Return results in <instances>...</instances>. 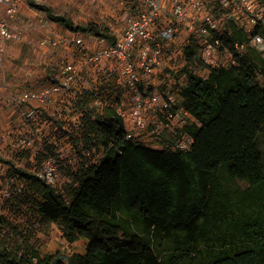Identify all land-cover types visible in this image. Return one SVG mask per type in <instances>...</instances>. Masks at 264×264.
I'll return each mask as SVG.
<instances>
[{
  "label": "trees",
  "instance_id": "trees-1",
  "mask_svg": "<svg viewBox=\"0 0 264 264\" xmlns=\"http://www.w3.org/2000/svg\"><path fill=\"white\" fill-rule=\"evenodd\" d=\"M37 6L70 30L110 37L98 22L76 23ZM226 25L220 38L236 63L204 78L202 43L192 38L175 76L185 80L180 105L196 119L147 133L160 148L127 138L115 107L94 103L103 88L77 93L74 104L86 148L96 146L102 156L83 154L62 188L29 168L30 149L13 146L16 162L4 159L5 180L16 181L0 201V264H264V53L245 30ZM257 31L264 35V25ZM112 89L106 86L113 98ZM184 135L194 137L189 149L177 147ZM73 141L82 153L79 139ZM56 148L44 140L36 165L58 155ZM53 227L71 243L86 238L85 251L43 252L37 233Z\"/></svg>",
  "mask_w": 264,
  "mask_h": 264
},
{
  "label": "built area",
  "instance_id": "built-area-1",
  "mask_svg": "<svg viewBox=\"0 0 264 264\" xmlns=\"http://www.w3.org/2000/svg\"><path fill=\"white\" fill-rule=\"evenodd\" d=\"M22 0H0L5 7V17L0 16V64L5 59V40L19 38L11 27L18 16ZM126 4V0L124 1ZM137 11L128 10L123 21L126 23L117 38L93 35L98 46L87 54L81 63L64 62L52 85L40 90H24L20 93V103L37 101L48 102L60 92H68L69 105L73 108L77 92L74 87L86 88L88 78L82 70L85 65H93L102 60L117 63L119 92L108 97V92L98 96L94 103L101 109L114 106L125 122L127 138L160 148L146 135L149 127L157 124L155 132L164 129L175 131L196 119L184 109L178 94L185 80L178 81L175 74L182 71L185 47L195 36L201 40V60L203 64L198 73L207 78L213 68L226 67L237 59L229 47L223 46L221 35L225 34L226 23L232 21L251 36V42L264 53V35L258 28L264 25V11L258 0H137ZM129 8V7H128ZM219 10V13H217ZM222 12V14H221ZM86 37L82 35H62L45 43L58 44L75 42L85 46ZM237 46H243L237 43ZM94 91H98L94 88ZM120 93H122L120 95ZM119 100L115 102L114 100ZM40 110L30 106L25 111L26 121L31 124L39 121ZM78 119H80L78 115ZM37 128L19 134L17 145L31 150V161L43 150L38 138ZM194 137L184 135L177 142L180 149H189ZM112 145V143H111ZM36 174L43 181L62 188L70 177L63 178L61 162L55 154L48 153L41 161ZM10 194L8 188L2 189V196Z\"/></svg>",
  "mask_w": 264,
  "mask_h": 264
},
{
  "label": "crops",
  "instance_id": "crops-1",
  "mask_svg": "<svg viewBox=\"0 0 264 264\" xmlns=\"http://www.w3.org/2000/svg\"><path fill=\"white\" fill-rule=\"evenodd\" d=\"M44 1L45 0H42V4H44ZM124 1L125 0H49L48 4L57 8L60 10V12L62 11V13L63 11H67L70 16L78 14V18H82V21L98 20V12L102 15V20L106 22L103 12L106 11L105 8L107 7L109 8V11H107L108 13L105 12V14H110L106 16H108L109 19L114 22V20L116 21L119 18V15H122V13L124 19L125 13L128 10L134 12L137 11V6H134L132 3L133 0H126L127 4H125ZM136 1L137 0H134V3ZM40 3H37L36 0H22L18 16L11 23V27H13L14 31H16V33L19 35V38L5 40V59L3 63L0 64V148L6 147L5 149H9L11 151L14 149L13 146L15 145H13V142L17 135H19L21 132H27L30 129V125H33L34 127L35 125H38V122L31 124L25 120V111L28 109V107H38L40 113L37 119H41V117L46 118L45 121L42 119L44 123L37 127V132L39 134L38 138H40V142H44L41 128L44 129L45 126L47 129V127L56 125V122L53 119L72 118L68 114L70 111L72 112L74 110V108L69 105L70 93L68 94V92H60L54 95L53 99L46 103L37 101L23 103L19 102V95L22 91L28 89L40 90L43 86L52 85L54 81L51 83L49 80H47L48 78L46 79V76L48 74L51 77V75L58 73L62 67V64L60 66L55 64V71L49 70L46 74H44L43 71H40L38 66L42 68L44 66V62L47 63L48 61L53 64L56 58L55 55H53V51L55 49H59L58 51H61L59 54L62 55L63 52H65V46H72L70 43L59 42L58 44H53L45 43L43 41L56 39L62 35L80 34L77 31H73L68 28H66L65 31L58 30V25L56 24L60 25L61 23L49 19L46 13L37 6ZM258 4L264 11V0H258ZM1 9H3L2 6H0V16L5 17L1 13ZM71 17L75 19L73 16ZM105 24H107V22ZM123 24L126 23L122 21L120 26L117 27L110 25L111 28L109 29L108 33L110 34L111 39L115 40L117 36L121 34L120 30L124 28ZM53 25L54 29L52 27ZM84 36L86 37V41L85 46H82V59L84 58L83 54L86 55L87 52L94 50V47L88 45L91 43L89 40L93 38V35H90V33H85ZM1 42L2 40L0 39V43ZM94 43H96L95 40ZM75 45L79 47L82 44L78 45L75 43ZM53 47H55V49H52ZM41 55L43 56L42 59H40ZM11 59L19 61V63H22V65L17 64L14 67L15 64H13ZM116 66L117 63H112L111 61L106 60H102L101 62L93 65H85L82 72L88 78L91 85L86 88L80 87L79 89H75L73 87L71 91H76L77 93L82 91V94H84L86 91H94V88H97L98 91L99 88H103V92L105 93L106 86L109 87L111 85L114 95L116 91L119 92L117 87L119 85L117 80V72L114 70L117 69ZM107 75H109V78L104 81ZM19 89L21 90L19 94L16 95L14 103H12V95L15 94ZM121 94L122 93H120V95ZM78 115L75 116V119L80 121V119H78ZM51 121H54L55 123H51ZM93 148L97 149L96 146ZM43 151L44 145L41 152ZM41 152H39L36 156V163ZM32 162L33 161H31L30 157V163L32 165H36V163ZM77 168L78 167H72V170Z\"/></svg>",
  "mask_w": 264,
  "mask_h": 264
},
{
  "label": "rangeland",
  "instance_id": "rangeland-1",
  "mask_svg": "<svg viewBox=\"0 0 264 264\" xmlns=\"http://www.w3.org/2000/svg\"><path fill=\"white\" fill-rule=\"evenodd\" d=\"M36 1H37V3H40V2L42 3V0H36ZM48 1L49 0H45L44 5H49ZM0 6L3 7V9H1V13L3 14V16H5V12H4L5 7L3 5H0ZM49 6H51V5H49ZM51 7L56 12L62 13V11L60 12V10H58L57 8H55L53 6H51ZM108 9L109 8L106 7L105 12L109 11ZM105 12H103V13L105 15V19H106L105 21L107 22V24H105L106 22H104L102 20V18H103L102 15L98 12H97V14L99 15L98 20H88V21H82V18H78L79 17L78 14L71 15L75 18V19H73L67 11H63L62 14L68 15L76 23L87 24L90 21L98 22V23H100L101 27H104V28H105V26L107 27L106 32L108 33L111 26H115V27L120 26V24L123 21V13H122V15L121 14L119 15V18L116 21L114 20V22H112L111 19H109V17L106 16V15H110V14H107L108 12L105 14ZM56 25H58V30H60V31L66 30V27H64L63 24H60V25L56 24ZM123 26H125V24H123ZM52 27L54 29V25ZM12 29H13V27H12ZM79 33H80L79 35H82V32H79ZM90 34H92V33H90ZM89 41H91V43L88 45L94 47V49L98 46L97 43H94L93 38H91ZM70 45H72V46H68V45H67L68 47L65 46V52H63L62 55L59 54V52H61V51H58L59 49H55V47H53L52 49H55L53 51V53H54L53 55H55V57H56L53 64L50 63L49 61L47 63L44 62V66L42 68L40 66H38V69L40 71H43L44 74H46V73H48L49 70L55 71L54 70L55 64L60 66L61 64H63L64 62H67V61H71L74 63H81L82 62V58H81V56H82V45L78 47L73 42ZM62 47H64V46H62ZM49 51H51V50H49ZM83 56H84V54H83ZM40 57H41L40 59H42L43 56L41 55ZM106 61H108V60H106ZM12 62H13V64H15L14 67L17 64L22 65V63H19V61H16L15 59H13ZM27 68H29V67H27ZM108 78H109V75H107L105 77L104 81ZM46 79L49 80L51 83L54 81V79L51 78L48 74L46 76ZM87 85H91V83L89 82V84H87ZM20 90L21 89H19L15 94L12 95V103H14V101L16 99V95L19 94ZM99 90H101V88H99ZM102 91H103V89H102ZM73 108H74V110L72 112L70 111V113L68 114L72 118H70V119L69 118L68 119H63V118L53 119V120H55L56 125H54V123H55L54 121H51V123L54 122L53 123L54 126L47 127V129L45 126H44V129L41 128V131H42V134L44 137L43 139L44 140L48 139L49 145L53 144V145L57 146L56 154H58L57 156L59 157V161L61 162V168H62L61 171L64 174L63 175L64 177L69 176L66 172L68 170L72 171V167L73 168L79 167V165L82 163L83 154L86 153L89 157H94V154H96V157L102 156V154L100 155L99 152H96L95 148H93L92 150L90 148H86V145L87 146L90 145V147H91V144H85V140L83 139V133L80 132L81 131L80 127L82 125L83 120L81 121V118H80V121L75 119V116H77L80 113L76 109V107H73ZM42 119H43V121H45L46 118L41 117V119H39V121L37 123L38 125H35L36 128L40 124L44 123L42 121ZM58 122H60L61 124H59ZM156 127H157V124H153L152 127L150 126L151 130L149 128L147 133H149V134L154 133L155 132L154 129ZM76 139H79L78 142L81 143V145H82V148H81L82 153H80L78 151V147H76V145L73 141ZM15 141H16V139L14 140L13 145H15ZM42 143L44 145V142H42ZM260 145L264 151V135L260 139ZM5 148L6 147L0 148V201H3V202H5L6 197L3 198L2 189L8 188L9 191L11 192L12 183H13V181H16L15 177L12 178L13 180L11 183H9L8 181L5 180L6 174L9 170L10 165L8 163H6L4 161V159H11L14 156L13 150L11 151V150L5 149ZM88 151H90V153ZM13 159L15 160V158H13ZM15 162H16V160H15ZM34 163H36V161ZM20 164H22V162L17 160V165H20ZM29 168L34 170V169L38 168V165L30 164ZM21 186H22L21 183L17 184L18 188H20ZM5 212L9 213L8 210H5ZM12 218H15V216H12ZM53 229L47 231L46 233H43V232L37 233L38 239L42 242L43 252H49L52 254H59L62 256V255H71L75 251H78L81 253L85 251V247L87 244L86 238L82 237V238H79V240L77 242L71 243L65 237L64 231L62 229H60L58 227H53Z\"/></svg>",
  "mask_w": 264,
  "mask_h": 264
},
{
  "label": "clouds",
  "instance_id": "clouds-1",
  "mask_svg": "<svg viewBox=\"0 0 264 264\" xmlns=\"http://www.w3.org/2000/svg\"><path fill=\"white\" fill-rule=\"evenodd\" d=\"M79 33V32H78ZM82 33H84V32H82ZM85 34V33H84ZM109 34V33H108ZM90 35H94V34H90ZM106 36V35H105ZM109 36H110V34H109ZM108 37V36H107ZM110 40H111V38L110 37H108ZM74 104H75V102H74ZM79 116H80V114H79ZM38 122V121H37ZM30 123V122H29ZM18 137H19V135H17V137L15 138L16 139V141H15V146L17 145V139H18ZM18 146V145H17ZM19 147V146H18ZM57 156V155H56ZM39 168V167H38ZM37 168V169H38ZM37 169H35V171L37 170ZM62 169V168H61ZM62 172V171H61ZM62 176H63V174H62ZM66 177V176H65ZM63 178H64V176H63ZM10 195V194H9ZM4 197V196H3Z\"/></svg>",
  "mask_w": 264,
  "mask_h": 264
}]
</instances>
